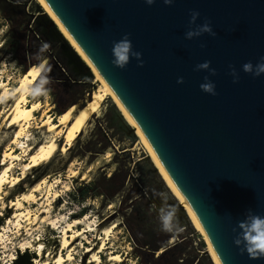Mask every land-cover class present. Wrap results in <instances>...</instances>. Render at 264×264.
<instances>
[{
  "label": "water",
  "instance_id": "95a60500",
  "mask_svg": "<svg viewBox=\"0 0 264 264\" xmlns=\"http://www.w3.org/2000/svg\"><path fill=\"white\" fill-rule=\"evenodd\" d=\"M45 1L140 125L221 263L264 264L234 243L249 209L264 217V74L242 69L264 57V0ZM193 10L200 16L191 27L208 20L215 37L185 38ZM55 26L50 19L48 29ZM125 34L143 67L135 58L125 69L113 65V42ZM205 61L216 75L195 70ZM206 76L217 95L201 90ZM168 202L177 206L178 222H189L178 199Z\"/></svg>",
  "mask_w": 264,
  "mask_h": 264
},
{
  "label": "rangeland",
  "instance_id": "374dc122",
  "mask_svg": "<svg viewBox=\"0 0 264 264\" xmlns=\"http://www.w3.org/2000/svg\"><path fill=\"white\" fill-rule=\"evenodd\" d=\"M50 19L38 0H0V97L4 98L0 102V173L6 151L12 149L22 158L14 161L13 178L22 177L28 154L39 145L52 141L56 146L49 162L31 168L15 186L2 185L0 264H36V257L38 264H57L53 256L60 251L67 257L69 252V247L61 248L64 230L85 217L90 226L82 222L74 227L86 232L77 237L72 259L66 264H214L208 241L190 218L178 222L179 231L160 230L159 196L155 193L177 198L159 170L154 171L156 165L146 144L136 132L128 133L130 125L111 95L103 92L100 109L65 152L63 135L49 133L42 125L47 115L57 122L68 107L80 109L93 99L96 90L103 89L92 70L85 71L83 60L57 27L48 29ZM45 42L50 47L36 58ZM43 61L52 69L48 73L50 91L46 97L28 95L26 106L39 102L41 107L26 134L19 137V142L31 148L25 153L12 141L17 128L5 124L17 97H4L3 87L14 91L26 70ZM38 83L39 79L33 86ZM73 171L77 173L73 175ZM43 179L45 183L34 191ZM84 185H90L91 190L79 199L78 191ZM31 190L36 200L22 199ZM18 198L23 207L15 209L12 203ZM20 212H30L31 223L26 217L17 219L15 213ZM114 224L105 236V229ZM73 234L69 231L67 238L71 240ZM103 238L106 245L98 252ZM93 253H98V262L92 261ZM113 255H119L120 261L111 260Z\"/></svg>",
  "mask_w": 264,
  "mask_h": 264
},
{
  "label": "bare ground",
  "instance_id": "6f19581e",
  "mask_svg": "<svg viewBox=\"0 0 264 264\" xmlns=\"http://www.w3.org/2000/svg\"><path fill=\"white\" fill-rule=\"evenodd\" d=\"M39 3L43 6L45 12L48 14V16L51 18L52 21H54L57 29L62 33V35L65 37V39L68 41V43L71 44V46L74 48V50L77 52V54L81 57L83 62L92 70V72L96 75V77L101 82V86L103 89L96 90L93 94V99L89 101V103L80 109H76L74 105H71L66 110H64L58 117V121L55 122L52 118V116L47 115L42 122V125L47 127V130L49 133H56L59 136L63 135L65 145L62 147V151L65 152L69 147H71L74 143V141L77 139L79 134L83 132L91 118L97 111L100 109L101 100H103V92H107V94L111 95L114 101L117 103L119 109L121 110L122 114L124 115L125 119L127 120L128 124L135 130L136 134L141 138V140L146 144L148 147V150L150 152V156L156 165L157 169L159 170V173L161 174L162 178L164 179L167 186L170 188V190L173 192L175 197L182 203V205L185 207V210L194 224L195 228L205 236V239L209 243V252L210 255L214 261V264H222L219 260L217 254L215 253L211 243L207 239L206 233L204 231V228L201 224V221L199 219V216L197 215L196 211L188 201V199L184 196V194L180 191V189L176 186L175 182L171 178L170 174L168 173L167 169L163 165L162 161L160 160L159 156L157 155L155 149L151 145L150 141L148 140L147 136L143 132L140 125L137 123V121L133 118L131 113L127 110V108L124 106L122 101L119 99V97L116 95V93L113 91V89L110 87V85L107 83V81L104 79V77L101 75L99 70L96 68V66L93 64V62L89 59L87 54L83 51V49L80 47V45L75 41L71 33L68 31V29L63 25V23L59 20V18L55 15V13L52 11V9L49 7L47 2L45 0H38ZM45 64L46 62L43 61ZM39 65V64H38ZM38 65L31 66L28 70H26V73L23 75V77L20 80V84L14 89V91H10L8 87H3V96L6 98H11L16 96V101L12 105L7 118L5 119V124L10 127H16V132L13 138V142L18 143L21 145V148L25 153H28L29 147L26 146L23 142H19V137H22V135L26 134L28 129L31 126L32 120L34 119V113L41 107V103H33L31 106H26V102L28 100V95L25 94V89L29 86H33L34 83L39 79L41 73L38 71ZM4 86V85H3ZM47 141H45L43 144L39 145L38 148L35 151H32L29 156V161L23 164V174L22 177H13L10 178V171L14 168V161L22 160L21 156L17 154L12 149L9 151H6L4 153V159L2 161V164L4 165L2 172L0 173V191L2 189V185L4 183H9L11 186L17 185L21 179L26 175L27 171H29L33 167H38L44 163L49 162L55 152H56V146L54 142L49 141L48 144H46ZM77 172L73 171V175H75ZM44 180V179H43ZM45 183V180L34 188V191H37L42 187V184ZM47 183V182H46ZM1 194V193H0ZM49 195V193H48ZM1 197V196H0ZM24 200L26 199H33L36 200V195L34 194L33 190L29 192L28 194H25L23 196ZM21 198H18L16 201H13L12 206L15 207V209H20L23 207V200ZM15 217L17 219L21 217H26V221L28 223H31L30 221V212H20L15 213ZM82 222H85L87 225V217L83 219H76L73 223L69 224V226L64 230V234L61 237V248H67L69 247V252L67 257H64L62 253L59 251L56 253L54 257V262L57 264H66L68 260L72 259V250L74 247L72 245L76 241L77 237L84 235L85 230L75 229L74 227ZM90 226V225H89ZM115 226L112 225V227H109L105 229V236H108L111 229ZM73 231L74 234L72 235L71 240L67 238L68 232ZM42 243V242H41ZM41 245V244H40ZM106 243L105 238L101 240V244L99 246L98 252H101L102 249H104ZM39 247V246H38ZM42 247V245H41ZM44 247V246H43ZM39 249V248H38ZM42 249L39 250L37 253L38 257L41 256ZM88 252H91V248H88ZM50 252V251H47ZM53 253V252H52ZM40 258V257H39ZM111 260L120 261L119 255H113L110 257ZM35 260V263H40L39 260H37V257ZM100 260V257L98 253H93V259L92 261L98 262Z\"/></svg>",
  "mask_w": 264,
  "mask_h": 264
},
{
  "label": "clouds",
  "instance_id": "9594fccd",
  "mask_svg": "<svg viewBox=\"0 0 264 264\" xmlns=\"http://www.w3.org/2000/svg\"><path fill=\"white\" fill-rule=\"evenodd\" d=\"M144 2L151 6L157 2V0H144ZM165 5L171 6L175 3V0H162ZM191 20L189 22V30L185 33V38L191 40L199 37L204 33L215 37L216 32L213 31L210 21L206 20L202 25H197L194 29L191 25H195L198 17L200 16L199 11L193 10L191 12ZM205 45H201L204 47ZM50 45L45 42L43 43L38 52L35 54L36 58H39L43 52L47 51ZM142 53L133 50V44L129 38V34H125L119 41H114L112 46V63L114 66L125 69L131 62L132 58L139 61L140 67L144 66L142 59ZM211 61H205L196 65V71H209L211 75H216V70L210 67ZM38 71L41 73L39 83L35 86H29L25 89V94L31 96L33 99L41 96H47L50 89L47 87L51 83V78L48 73L52 71L50 66H47L43 62L38 66ZM231 71L230 75L233 77V83H239L240 75L234 66H229ZM244 72L259 77L264 74V57H261L260 62L253 65L251 62L245 63L242 66ZM205 83L200 85L202 91L209 93L213 96L217 95L215 84L209 80V77H204ZM178 83H184V78L180 77ZM3 97H0V102L3 101ZM179 186V184H178ZM180 187V186H179ZM181 188V187H180ZM160 197L161 206L159 207L158 219L160 224V230L166 233H172L179 231L180 226L177 221V206L168 202L167 196L164 193H155ZM241 232L234 239V243L241 248V254L247 252L250 259H260L264 257V217L254 214L251 209L248 210L246 218L238 222L237 225ZM235 231V229H234Z\"/></svg>",
  "mask_w": 264,
  "mask_h": 264
},
{
  "label": "trees",
  "instance_id": "16d2710c",
  "mask_svg": "<svg viewBox=\"0 0 264 264\" xmlns=\"http://www.w3.org/2000/svg\"><path fill=\"white\" fill-rule=\"evenodd\" d=\"M64 38V37H63ZM120 117H121V119H124L123 118V115H121L120 114ZM91 190V187H90V185H84L83 187H81L80 189H79V191H78V197H79V199H84L85 198V196H86V194L89 192ZM201 244L203 245V246H205V241H203V240H201ZM177 244H175L174 246H176ZM173 246V247H174ZM169 249V248H168ZM168 249H166L165 251H167ZM208 259V258H207Z\"/></svg>",
  "mask_w": 264,
  "mask_h": 264
},
{
  "label": "flooded vegetation",
  "instance_id": "af4514ba",
  "mask_svg": "<svg viewBox=\"0 0 264 264\" xmlns=\"http://www.w3.org/2000/svg\"><path fill=\"white\" fill-rule=\"evenodd\" d=\"M159 202H161L160 197H159Z\"/></svg>",
  "mask_w": 264,
  "mask_h": 264
}]
</instances>
